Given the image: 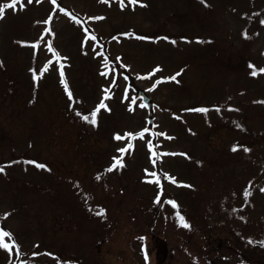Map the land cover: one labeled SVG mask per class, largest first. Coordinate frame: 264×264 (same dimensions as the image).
<instances>
[{
    "label": "rangeland",
    "instance_id": "1",
    "mask_svg": "<svg viewBox=\"0 0 264 264\" xmlns=\"http://www.w3.org/2000/svg\"><path fill=\"white\" fill-rule=\"evenodd\" d=\"M261 21L264 0L6 9L0 230L19 248H0V264H264Z\"/></svg>",
    "mask_w": 264,
    "mask_h": 264
},
{
    "label": "snow or ice",
    "instance_id": "2",
    "mask_svg": "<svg viewBox=\"0 0 264 264\" xmlns=\"http://www.w3.org/2000/svg\"><path fill=\"white\" fill-rule=\"evenodd\" d=\"M29 2H31V0H29ZM37 2H39V0H37ZM52 2L55 3V0H52ZM132 2H133V3H137V2H139V0H132ZM205 2H206V0H205ZM17 3H18V0H7L6 3H0V18H2V17L4 16V14H5V10H6V9H8V8H12L13 10H16V5H17ZM20 6L23 7V4H21ZM121 6H123V0H121ZM45 22H47V21H45ZM261 23H264V21H261ZM126 34H127V33H125V35H126ZM144 38H145V39H151L150 37H144ZM165 39H169V38H168V37H165ZM182 39H187V38L184 37V38H182ZM197 39H199V38H197ZM173 42H175V41H173ZM21 43H25V42L22 41ZM49 48L51 49V45H50V44H49ZM51 50H52V51H55V49H51ZM57 55H58V54H57ZM250 66H251V65H250ZM101 67H102V68H106L107 65H101ZM156 67L159 68L160 66L157 65ZM251 67L253 68V71H252L251 74L254 75V76L257 74V72H264V68L256 69L255 66H251ZM30 71L33 72V77H32L33 80H36V79L38 78V76H37V74H36V70H35V69H30ZM102 74H103V75H106L107 73H106V72H102ZM39 75H41V76L43 75V70L40 71ZM174 78H175V77L173 76V77H162L161 79H174ZM60 79H61V83L64 84L65 89H67V84H66V82H65V80H64V73H63V71H61V73H60ZM68 95H69V97H71L72 94H71L70 91L68 92ZM105 95H107V93H105ZM100 105L106 107V105H104V103H103V100L100 101ZM229 107H232V106L229 105ZM98 110H99V109H94V110L91 112V117H92L91 120H89V117H88V116H83V119H84L85 121H88L89 123H91L93 126H95V125L97 124L96 116H97V112H98ZM200 111H202V112H206L207 109H206V108H201ZM237 126L239 127V125H237ZM147 131H148V129L145 128V129H142V130L139 131V132H136L135 134L129 132V133H127V135H128V136H133V135H135V136H139V137L143 138L144 133L147 132ZM114 136H115L116 139H120V134H119V133H115ZM148 143H149V148L151 149V142L149 141ZM234 147H235V146H234ZM247 150H248V149L245 148V151H247ZM118 151H119V152H123L124 149H123V148H119ZM152 155L155 156L156 153L153 152ZM113 159L116 160V161H119V158H118V157H114ZM153 162H154V161H153ZM32 163L35 164L36 161H32ZM115 166H116L115 164L111 165V167H115ZM39 167L44 168V167H47V166L44 165V164H41V165H39ZM3 170H4V169H3L2 167H0V171H3ZM145 171H147V169H145ZM152 175L155 176L156 174H155V173H152ZM168 178H169L170 180H173L174 183H176V181L174 180L173 177L169 176ZM180 183H184V182H180ZM189 186H190V185H189ZM261 191H264V188H262ZM247 194H248V193H247V191H246V195H247ZM155 199H156L157 201H160V195H156ZM169 203H171L174 207L177 206V202H176L175 200H171V201H169ZM103 211H104V210L101 209V210H100V213H102ZM100 213H97V214H100ZM5 215H7V213H5ZM177 215H179V213H177ZM180 223H181L184 227H188V226H189L188 223H187V221H185L184 218H183L182 216H180ZM12 235H13V234H12L10 231L0 230V248H2V249H6V250H11L12 244H15L16 247H17V249L19 248V245L16 244L15 239H12V244H9L8 242L5 241L4 237H12ZM261 243H264V241H261Z\"/></svg>",
    "mask_w": 264,
    "mask_h": 264
},
{
    "label": "water",
    "instance_id": "3",
    "mask_svg": "<svg viewBox=\"0 0 264 264\" xmlns=\"http://www.w3.org/2000/svg\"><path fill=\"white\" fill-rule=\"evenodd\" d=\"M141 97L142 102L147 106L148 108V118L147 121L150 124L151 123V114L153 112V106H152V100L151 98L145 93V91L139 89L137 90V94L135 98Z\"/></svg>",
    "mask_w": 264,
    "mask_h": 264
},
{
    "label": "trees",
    "instance_id": "4",
    "mask_svg": "<svg viewBox=\"0 0 264 264\" xmlns=\"http://www.w3.org/2000/svg\"><path fill=\"white\" fill-rule=\"evenodd\" d=\"M4 229V228H3ZM7 231V229H5ZM163 251V250H162ZM162 258V257H161Z\"/></svg>",
    "mask_w": 264,
    "mask_h": 264
}]
</instances>
